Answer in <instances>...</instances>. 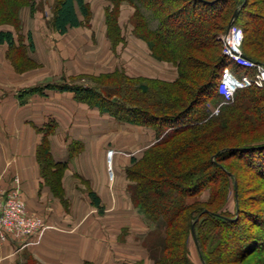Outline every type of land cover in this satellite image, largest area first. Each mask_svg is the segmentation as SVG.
Returning a JSON list of instances; mask_svg holds the SVG:
<instances>
[{"label":"trees","instance_id":"trees-1","mask_svg":"<svg viewBox=\"0 0 264 264\" xmlns=\"http://www.w3.org/2000/svg\"><path fill=\"white\" fill-rule=\"evenodd\" d=\"M106 1L110 7L104 22L112 44L123 41L118 15L120 5L127 3L133 9L132 35L145 43L154 61L175 67L176 78L167 82L115 72L94 78V85L31 87L19 99L42 96L45 90L69 92L75 101L115 121L153 131L154 143L139 158L132 157L126 168L131 202L144 211L161 237L148 247L153 264H192L191 239L201 264H264V213L242 209L244 203L259 205L245 195L259 187L255 179L264 184V86L237 90L218 115L208 107L222 102L217 84L224 69L238 76H248L252 70L236 66L220 53V37L237 10L233 25L243 31L242 54L264 69V0ZM29 3L0 0V26L15 25L19 9ZM89 15L85 0H59L53 30L65 35L80 28ZM187 25L202 29L205 40L188 29L183 32L181 27ZM27 41L32 50L31 33ZM0 46H6L9 57L17 49L23 52L7 30L0 29ZM53 128L43 130L36 157L43 180L63 201L61 180L67 163L51 156L48 136ZM70 151L72 156L74 147ZM244 166L247 189L241 182ZM205 193L206 201L197 199ZM231 196L234 213L225 210ZM88 197L101 213L98 197L92 192ZM16 264L42 263L26 255Z\"/></svg>","mask_w":264,"mask_h":264},{"label":"crops","instance_id":"crops-1","mask_svg":"<svg viewBox=\"0 0 264 264\" xmlns=\"http://www.w3.org/2000/svg\"><path fill=\"white\" fill-rule=\"evenodd\" d=\"M85 2L92 8L96 4L94 9H97L99 25L104 26L105 35L104 11L100 17L99 10L107 8L109 3L105 0ZM119 9L121 27L122 19L127 17L129 20L133 10L127 3H122ZM95 21L93 18L92 22ZM71 30L76 29L68 32ZM126 41H129V48L125 49L123 55L124 71H131L129 60L135 58L140 62L145 57L148 61L143 67L150 63L155 71L164 70L165 73H162L167 75L169 65L154 61L145 43L135 38L132 32ZM137 64L142 67V63ZM26 89L0 103V185L8 189L12 179L17 178L27 212L41 219L46 231L39 243L34 241L22 245L11 238L0 242V264H16L25 254L42 264H83L87 261L92 264H123L126 258L112 257V244L122 243V232H128L129 227L142 230L144 225L127 193L131 186L126 179L130 160H117L115 157L114 162L108 144L122 152L135 151L140 146L127 148L132 145L133 138L142 143L144 132H148L146 138H150V132L153 138V131L117 122L109 115L77 101L66 105H58L54 101L55 107H49L53 98L65 95L74 98L69 92L45 90L42 96H28L22 101L19 94ZM69 123L72 128H69ZM49 125L54 127L48 136L51 156L56 162L67 163L61 180L63 201L52 193L43 180L36 157L43 130ZM152 143L142 148L146 149ZM71 146L75 149L72 156ZM113 167L117 173L116 179H113ZM89 192L98 197L101 213L91 205Z\"/></svg>","mask_w":264,"mask_h":264},{"label":"rangeland","instance_id":"rangeland-1","mask_svg":"<svg viewBox=\"0 0 264 264\" xmlns=\"http://www.w3.org/2000/svg\"><path fill=\"white\" fill-rule=\"evenodd\" d=\"M58 1L59 0H29V5L21 7L19 9L17 14V22L15 25L3 24L0 26L1 30H7L13 34V37L16 41V45L19 49L23 50V52L20 53L17 49L9 57L7 54L6 46H0V103H3V100L5 98H14L15 94L19 93L20 90L29 87H44L48 84H68L81 86L94 85V78L100 76L102 78L106 75L113 74L115 72L117 73V76H120V74L124 73L125 75L133 78H155L167 82L172 81L174 78H176V68L174 67V75V69L173 66L170 65V63H167L169 66L168 73L166 76L164 74V70L155 71L150 66V63L146 64L145 67H143L144 63H147L146 61H148V59L146 60L145 57H142L140 62L135 58L131 59L133 63L131 60H129V62H131L132 64L131 71H129L128 73L124 71L123 65L125 64V58H123V55L125 53V49L129 48V41L127 42L126 39H129L131 33L130 30H132V14L129 20H127V17H124V19H122L123 24L120 29L123 41L115 45L112 44V42L107 37L106 26L104 32L106 36L103 35L104 26L99 25L100 22L98 21L96 14L97 9H94L96 8V4L93 5V8L87 4L89 6L90 15L87 20H83V25L79 29L71 30L66 35L59 36L53 30L52 26L54 9ZM167 4L168 3L166 2V5ZM168 5L166 7L170 6ZM109 7L110 3L108 8ZM108 8L103 7L101 8L102 11L98 9L99 16L101 17L103 11V15L105 16V11ZM125 14L128 15V13ZM122 16H124V14ZM93 18L94 20H97L94 23L92 22ZM182 18H184V15L182 16ZM233 26L239 29L243 36L242 29L236 25ZM187 29L193 32L192 36L205 40V33L202 29L196 31L197 28L193 27V25L181 27V30L183 32L187 31ZM28 33H31L32 35V40L34 44V48L32 50H30L28 46ZM224 34L225 33H223L220 37L221 54V38ZM240 50L242 52V42L240 45ZM137 63H142V67H139ZM225 70L233 73L231 70H229V68L224 69V71ZM250 72L251 73L248 75V77L253 78L257 73V70L252 69ZM74 100L75 99L72 98V96H60L59 98H53L52 103L49 105V107H55L54 101L56 104L58 103V105L60 103L66 105L71 102H76ZM221 105L222 103L219 102V104L214 108L212 106H208L211 110V114H213V110L216 109L218 106L219 108H221ZM65 125L67 126L68 123H65ZM69 126V128H72L70 123ZM70 133L71 130H69L68 134ZM144 133L146 135L144 134L142 143L139 142L138 139L135 140V138H133L132 145H129V147H127L128 150L133 146H140L142 148V146L146 147L150 142L154 143V137L152 138L151 132L150 138H146L148 132ZM121 144H123V142H121ZM108 146L110 147L108 148V151L113 152L112 159L114 160V162L116 160L115 157H117V160L124 158L128 161L130 160V158H132V156L133 158H139L144 150L143 148L142 150L139 147L137 150L134 149L135 151L123 150L125 152H122L119 151L121 149H116V147L112 146L111 143H109ZM247 168V166H244L243 170L241 171L242 188L245 186L244 182L246 180L245 175L247 172ZM112 170L113 179H116L117 173L115 167H113ZM129 183L131 184V182ZM255 183H257L259 187H257L256 190L251 194L247 192L248 194L245 195V198H251L252 202L254 199L255 201H258L259 205L253 206L252 203H244L242 205V209H254L253 211H256V209L258 208L264 213V184H262L261 180L258 178L257 181L255 179ZM110 184L114 185V183ZM247 188L249 187L247 186ZM127 193L129 196L131 195L130 191H128ZM197 199L202 202L206 201L207 193L202 194ZM242 201H244V198H242ZM134 210L136 212V215L139 217L140 221L144 225L143 229L140 230L136 227H129L128 232H122V243L120 241V243H117V245L112 244L110 252L113 258H126L125 261L122 262L123 264H153V261L151 259L152 254L150 253L148 247L151 244L155 243V241L158 242V240L161 238L160 234L156 233V228L153 227V223L148 220V216L139 206H135ZM225 210H228L230 213H234V203L232 200V196L228 199V202L225 206ZM244 219L245 216L242 217V220ZM45 231H43L41 237L45 235ZM40 238L35 236L26 239L22 242H16L22 245H24L25 243H33L34 241L36 243H39L42 239ZM31 239L35 240L31 241ZM223 252H225V250ZM188 253L192 264H201L198 258L195 244L192 239L188 242ZM26 255L27 254H25V256ZM153 256L156 255L153 254ZM21 260H23V257L21 258ZM251 261L252 263H254L253 259H251L250 262Z\"/></svg>","mask_w":264,"mask_h":264},{"label":"built area","instance_id":"built-area-1","mask_svg":"<svg viewBox=\"0 0 264 264\" xmlns=\"http://www.w3.org/2000/svg\"><path fill=\"white\" fill-rule=\"evenodd\" d=\"M242 34L233 25L222 36V55L228 57L236 66L245 69H255L253 78L246 75L238 76L225 70L218 81L217 92L222 104L233 100L237 90L251 86L262 87L264 83V69L261 65L243 56L240 45ZM219 106L213 110V115L219 114ZM45 231L41 219L29 215L20 196V183L17 178L12 179L8 189L0 185V242L11 238L15 241H24Z\"/></svg>","mask_w":264,"mask_h":264},{"label":"water","instance_id":"water-1","mask_svg":"<svg viewBox=\"0 0 264 264\" xmlns=\"http://www.w3.org/2000/svg\"><path fill=\"white\" fill-rule=\"evenodd\" d=\"M237 13H238V10L235 11V12L233 13V15H232V17H231V19H230V21H229V23H228V25H227V31H228V30L230 29V27L232 26L233 21H234L236 15H237ZM191 234H192V237H193V239H194V230H193V227H191ZM194 241H195V239H194Z\"/></svg>","mask_w":264,"mask_h":264}]
</instances>
